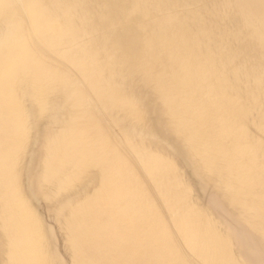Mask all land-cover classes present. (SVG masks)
<instances>
[{
  "label": "bare ground",
  "instance_id": "1",
  "mask_svg": "<svg viewBox=\"0 0 264 264\" xmlns=\"http://www.w3.org/2000/svg\"><path fill=\"white\" fill-rule=\"evenodd\" d=\"M222 202L236 248L205 208ZM248 258L264 264V0H0V264Z\"/></svg>",
  "mask_w": 264,
  "mask_h": 264
},
{
  "label": "rangeland",
  "instance_id": "2",
  "mask_svg": "<svg viewBox=\"0 0 264 264\" xmlns=\"http://www.w3.org/2000/svg\"><path fill=\"white\" fill-rule=\"evenodd\" d=\"M172 1H175V0H172ZM136 98H138V99L135 101L140 102V104H139L140 115H142V117L144 119H146L147 122L149 120L153 121L156 117H158L160 115V112H159L160 101H159L158 97L149 93L145 89H140L136 94ZM159 152L161 153L160 155H162L164 157H169V160L171 161V163H172L174 169L176 170L177 174H180L181 175L180 177L183 179V181H185V184H187L189 186V189L192 191L194 198H196L197 200H200L199 198H197L198 193H197V190L195 189L194 184L190 181V171H189L190 170V164H189V162H187L186 160L180 159V158H174L169 153H167L165 150L159 151ZM192 180H193V178H192ZM209 204L210 205L205 204V208L207 209L208 213L210 215L214 216V219L217 221V223H219L222 230H225L226 228L228 229V231L230 230L231 237H232V243H231L232 246L234 248H236V246H240V244L243 243L244 239H243V236L240 235V233L234 232V229H233L234 226L231 225V223H230V221L233 222L232 211L229 208H227L223 202L219 205V208L218 207L214 208L212 203H209ZM216 211L223 212L222 214H224V219L221 218L220 215L216 214ZM241 215L245 216L244 213ZM248 217H249V214H248ZM224 222L227 224L229 222L230 227L227 224H226V227H224ZM236 257L243 259L242 256L238 255V253H236ZM247 264H253L252 261L250 260V258H248Z\"/></svg>",
  "mask_w": 264,
  "mask_h": 264
}]
</instances>
